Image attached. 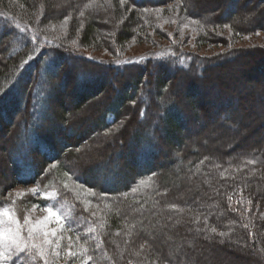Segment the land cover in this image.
<instances>
[{
  "label": "trees",
  "instance_id": "16d2710c",
  "mask_svg": "<svg viewBox=\"0 0 264 264\" xmlns=\"http://www.w3.org/2000/svg\"><path fill=\"white\" fill-rule=\"evenodd\" d=\"M97 1L100 0H72L65 8L56 10L53 6L54 0H42L41 3L37 0H0V28H3L0 32V115L6 117L7 124L12 126V130L11 127L6 129L12 133L9 145L14 144L15 132L17 136L23 129L24 135H30V140L22 144L23 150L26 151L24 157L17 164L10 160L14 172L13 179L22 185L48 182L46 188L41 191L42 195H38L37 199L34 197L30 202L38 206L55 204L56 209L61 213L65 212L72 225L74 224L71 231L77 233L76 236L72 232L68 233L72 236V243L71 248L66 250H71L76 255L68 256L58 263L48 264H194V261L186 256L183 248L172 247L170 252L163 250L156 241L149 240L142 232L146 227L153 232L162 217L182 218L180 221L178 218L176 224L187 226L190 231L196 233L200 243L207 247L216 246L221 250L227 244L240 246L242 251L253 256L254 259L251 261L264 264V141L261 144L259 143L261 141L257 140L249 145H234L228 150L219 147L208 152L202 149L189 151L183 155L186 143L185 139L180 137V132L190 120L189 113L184 111V107L187 104L188 109L191 108L193 117H199L200 110L198 114L194 111L197 110V106L192 95L187 96L185 103L174 94L172 80L160 68L169 65L174 76H180L185 80L190 78L196 82L204 79L208 64L219 66L227 64L228 61L238 58L242 50H230L225 54L206 58L190 53L182 55L183 53L175 49L164 48L159 52L141 53L134 57L122 56L118 63L108 66L96 59L88 57L84 59L86 57L71 53L61 44L62 41L57 39L54 43L48 35L44 37L42 32L39 33L35 26L31 25L38 22V26L47 24L57 27L70 15L69 32L80 33L77 35L78 44L82 47L95 46L99 42L100 34L98 24L100 15L93 13L95 8L99 7ZM106 1L111 6L104 8L100 5L102 10L104 9L103 12L110 13L118 22L121 21L119 26H116V35L111 41L114 45H119L135 37L137 32L144 34V30L149 28L147 23L151 18L144 17L141 11L167 8L170 6L166 5L174 0H123L122 3L119 0ZM202 1L206 0H177L172 8L174 14L172 12L169 14L171 19L193 23L198 34L195 37L196 45L214 44L215 38L212 33L214 29L227 26L231 31L229 42L237 36L258 32L262 27L255 20L242 14L243 8L238 5L239 0H207L206 2L213 1L218 5L213 9L205 8L201 11ZM121 4L134 6L138 12L130 11L125 16L120 10ZM12 34L21 38L22 42L18 44L12 41ZM45 40L48 47L39 48L38 44L45 43ZM65 55L86 65L90 64L96 68L106 69L109 73L118 74L117 84L112 89L119 91L115 94L113 102L109 101L108 96L102 98L108 107L101 108L98 123L92 130L87 129L76 138L68 137L65 139L66 142L58 146L56 138L64 135L54 130L48 131V127L45 128L48 119L41 118L34 121L35 123H32L31 119L33 110H36L39 118L40 114L45 113L53 118V123L56 121L62 125L67 123L70 111L62 104V92L55 87L54 81L50 82L51 78L64 80L63 77L67 75V66L61 62ZM44 58L52 64L53 69L48 74L40 75ZM125 68L137 70L130 76L131 74L123 73ZM148 69L155 71L153 97H156V101L153 105L149 104L150 102L145 104L136 97V93L141 91L143 86H149L152 82L150 78H146ZM104 85L102 82L85 84L83 91L77 94L75 112L87 106L93 97L105 93L107 88ZM38 88L42 90L39 96L36 95ZM109 92L111 94V91ZM216 92L219 97L214 100V104L219 106L217 113L220 114L225 110L220 106V102L230 106L233 98L224 95L222 91ZM15 93L18 94L16 102L11 101L10 108H2V103L14 98ZM49 93L55 98L60 96L61 103L57 105L53 103L52 98L48 97ZM144 96L145 100H152V97ZM156 102L160 106L156 105ZM234 105H237V102ZM129 110H133V114L138 113L136 124L146 125L148 128L152 126V122V130L158 126L156 130H159L162 138L168 142L170 152L173 151L175 154L181 152L180 164L170 165L169 162L168 166H159L153 163V154L149 155L143 158L149 160H146L142 170L134 171L127 168L129 176L114 188L100 186L97 180H87L84 176L86 169L78 171L76 168L72 169L68 162L70 159L76 164L83 163V159L87 162L92 161V156L86 153L79 155V152L74 151V148L88 140L90 134L95 132L99 135L118 125L116 136L110 138L120 140L126 130L124 129L126 125L121 124V120L126 121L123 113L128 115ZM13 115L17 116L14 120ZM154 115H158V124L154 123ZM225 119L224 117L220 125L226 126ZM52 128L56 129V126ZM137 133L135 138L140 135ZM56 134L58 137L55 138ZM203 140L206 138L203 137ZM10 157L8 155V159ZM171 168H175V171H171ZM207 169L211 171L209 175L211 173L213 175L211 180L204 179L207 192L198 194L197 199H194L196 192L182 193L186 180L203 178V175H208L204 173ZM72 183L92 188L93 192L99 195L97 198L102 200L99 214L91 216V205L86 209L84 202L76 199L68 186ZM45 193L55 194V199L44 198ZM4 203L0 200V207ZM222 220L226 221V224H220ZM82 227L84 229L80 230ZM142 242L147 246L146 249L138 247ZM128 245L132 247L127 248ZM45 259V255L42 258L35 250H24L11 264H44Z\"/></svg>",
  "mask_w": 264,
  "mask_h": 264
},
{
  "label": "rangeland",
  "instance_id": "374dc122",
  "mask_svg": "<svg viewBox=\"0 0 264 264\" xmlns=\"http://www.w3.org/2000/svg\"><path fill=\"white\" fill-rule=\"evenodd\" d=\"M37 1L38 3L42 2V0ZM71 1L72 0H54V9L59 10L60 8H65L69 2L72 3ZM109 1L113 2V0ZM176 1L177 0H174L167 4L166 6H170L167 8L163 7L156 10L148 9L141 11L144 17L151 18L150 22L147 23L149 28L144 30V34L137 32L135 37L131 38L126 43L119 45H114L111 41L114 39V35H116V26H119L121 21L118 22L110 13L103 12L104 9L102 10L101 7L106 8L110 5L106 0L97 1L99 2L97 3L99 7L98 9L95 8V12H93L94 14L100 15V19H98L100 29V34H98L99 42H97L95 46L82 47L78 44L77 35L80 33L78 31H76L75 34L69 32L70 27L68 21L71 18L70 15L57 27L48 26L47 24L38 26V22H33L34 24L32 23L31 25L35 26L39 33L42 32L44 37L48 35L54 43L57 39L62 41L61 44L66 46L71 53L73 52L80 57H86L84 59H87V57L88 59H96L108 64V66L118 63V61H120L119 58L122 56L134 57L141 53L148 54L159 52L164 48L175 49L176 51L183 53L182 55L190 53L206 58L217 54H225L230 50H242L238 58L233 61H228L227 64H220V66L206 64L207 71L205 72L204 79L196 82L191 81L190 78L185 80L180 76H174L171 67H168L169 65H163L160 68L165 72L167 77L172 80L171 83L174 94L179 96L184 102L189 94L192 95L197 106V110L194 111L198 114V110H200L199 117H193L191 108L189 110L186 106L187 104L184 107V111L189 113L188 119L190 120L189 124H186L184 130L180 132V137L184 138L186 143L185 147H183L186 152L184 151L183 155L189 151L195 152L198 150L201 151V149L206 152L210 150L213 151L214 148L216 149L219 147L222 150H228L234 145H249L257 140L261 141L259 142L260 144L263 143L264 52L262 51H264V0H239L238 2V5L243 8L242 14L249 19L255 20L262 26L258 32H254L250 35L237 36L228 42V39L231 37V31L225 26L224 28L214 29L212 31L215 42L214 44L209 45L195 44V37L198 34L193 23H182L179 19H171L169 17ZM206 1L201 2V5L203 6V8H199L201 11L205 8L213 9L218 5L213 1ZM119 2L122 3L124 1L119 0ZM126 5L127 4H121L120 8L125 16H127L130 11L133 13L138 12L134 6ZM172 14L174 13L172 12ZM2 30L3 28H0V32ZM7 31L9 33L11 32L9 29ZM12 41L18 44L22 42L21 38L14 35L12 36ZM45 41L46 44L40 42L38 47H48V42L47 40ZM61 60L63 65L65 64L67 66V75L63 77L65 81H58L55 80V78H51L50 82L54 81V84L56 85L55 87L58 88V91L62 92V104L70 111L67 123L64 125L57 121L53 123V118L45 113L40 114L41 117L39 118L36 110H33L31 119L32 123H35L36 120L38 121L41 118L42 120L48 119L45 128L48 127V131L50 130L53 132L54 130V132L62 133L64 135L63 137L57 133L59 139L56 138L57 134L55 135V138L58 141V146L66 142L67 140L65 139L68 137L76 138L85 130H92L95 124L98 123L99 114L102 111L101 108L108 107V104L103 102L104 100H102V98L108 96L109 101L113 102L115 100V94L119 91L112 89L117 84V78H119L118 74L115 75L109 73L106 69L96 68L90 64L86 65L85 63H81V61L79 62L78 59L73 60L66 55L64 59ZM123 61L121 62L123 63ZM42 63L40 75L48 74L49 71L51 72L53 67L47 58H44ZM136 70L137 69L125 68L123 73L126 75L131 74L130 76H133ZM146 71H148L146 78H150L152 82H150L149 86H143L142 90L136 93V97L137 100H140L145 104L150 102L149 104L153 105L156 101V97H153L155 95V71L150 69ZM43 78L42 81L44 82L45 78ZM66 80L68 83L65 84ZM187 81H190V83ZM95 82H102L105 84L104 86H106L107 91L98 94L100 95L99 97H93L92 101L87 106L83 107L80 111L75 112V106L78 100L77 94L83 91L82 89L85 84L91 85V83L93 84ZM42 88L45 89L44 86ZM215 90H218V93L219 91H222L224 95L226 94L233 98L230 106H226L224 102H220V106L225 108L220 114L217 113L219 106L214 104V100L219 97ZM109 91H111V94ZM40 92H42V90L38 88L36 95L39 96ZM51 93L48 95V97L52 98L51 101H54L53 103H56V105L59 102L61 103V97L59 96L58 98H55ZM144 95L152 97V100H145ZM143 97L144 99L142 100ZM17 98L18 94L15 93L14 98L10 100L8 99V101L2 103V108H10V102L13 100L16 102ZM236 102L237 105H234ZM156 105H158V103ZM158 106H160V104ZM129 111L128 115L127 113H123L126 121L122 122L123 120H121V124L126 125L124 127L126 130L124 134L121 135L120 140H117V138L111 140L112 138H110L111 136H116L115 133L118 129V125L107 130V132L100 133L99 135L95 134V132L90 134L91 136L88 137L86 142L84 141L83 144L74 148L75 150H72L79 152V155H84L86 153L90 155V157L92 156V161L87 162V160L83 159V163L76 164L73 159H70L68 162L72 165L71 168H76V171L86 169L84 176L87 180H97L100 186L114 188V186L121 183L124 178L129 176L127 168H132L134 171L142 170V167L145 166L147 160H144L143 158H146L149 155L153 154V163L159 166H168L169 162L170 165H179L181 152L176 154L173 151L172 153L170 152L168 142L162 138L161 132L156 130L158 129V126L156 125V129L152 130V122V126H148V128H146V125L136 124L138 113L133 114V110ZM204 111L206 112L204 113ZM18 112H20V108ZM16 117V115H13L12 120L16 119ZM224 117L226 118L224 121L226 126L220 125ZM153 119L155 121L154 123L158 124V115H154ZM153 119H150V121H153ZM182 119L184 121V117ZM8 124L6 117L0 115V200L5 202L0 209L7 208L9 211L14 212L12 219L13 221L19 222L21 229L18 237V243L20 246L25 250L37 251L32 245L41 243L43 235L29 237V228L39 227L51 231L52 229L59 230L60 225L57 222L48 223L43 221V218L48 215V213L44 211L46 205L38 206V204L30 202L34 197L37 199L38 195H42L41 191L46 188L48 182H45V184L37 182L30 185H22V183L20 184L13 179L14 172L10 166V160L17 164L19 163V160L24 157L26 151L23 150L24 148H22V144L30 140V135H24L23 129L20 130V134L17 136L15 135V132L13 136L14 144L13 146L9 145L8 142L12 140V133L10 131L7 132L6 129L11 127L12 130V126ZM52 125L56 126V129H53ZM50 126L52 127L49 128ZM199 129H202L203 132ZM137 132H139L140 135L135 138V135L138 134ZM203 137H205L206 140H203ZM136 140L137 143H135ZM106 145L107 147L105 148ZM8 155L11 156L10 159H8ZM171 171H175V168H171ZM210 172L211 171L208 169L205 170L204 173L208 175H203L204 177L200 179L190 178L186 181L184 179L185 184H183L182 188H184V191H182V193L187 194V192H196L194 199H197L198 194L205 193V191L207 192L204 179L207 178L211 180V178H213L212 173L209 175ZM58 185L59 183L57 182L56 186ZM68 186L76 199L84 202V207L86 209L91 205V216L99 214L102 200L97 198L99 195L95 194L92 188L82 187L77 183H72ZM174 187L177 188V186ZM32 189H37L35 194L32 193ZM209 202H211V200H209ZM90 209L88 211H90ZM59 212L66 219L63 231H58L57 236L53 239V243L46 246V260L51 263H58L68 257V251L66 250L72 243V236L68 233L72 232L75 234L74 236L77 235L76 231H71L74 224L72 225L66 213H61L60 210ZM25 217L28 218L27 224H25ZM178 218L167 219L162 217L161 221L155 225L153 232L149 231L147 227L146 229H142V232L149 240L156 241L159 247L163 250H168L170 252L172 251V247L183 248L186 256L190 258L192 262L194 261V264H256L254 261H251L253 256L244 250L242 251L240 246L234 247L233 244H227L225 248L221 249L223 251L218 250L219 248L216 246H205L200 243L197 235H195L196 233L194 234L193 231H190L187 226L176 224ZM3 219L7 221L8 218L3 217ZM180 220H182V218H179V221ZM37 222L42 223L38 224ZM220 224H226V221L224 222L222 220ZM11 227L13 231H15L17 224L14 222ZM3 228L7 229L8 224L5 223ZM82 229H84V227L80 230ZM57 241L59 242L58 249ZM128 247L132 246L128 245L127 248ZM138 247L140 249L143 247L146 249L145 247L147 246H144L142 242ZM0 251L5 252L3 264H11V262L14 261V258L22 252L13 248L11 258H8L6 238L4 241H0Z\"/></svg>",
  "mask_w": 264,
  "mask_h": 264
},
{
  "label": "snow or ice",
  "instance_id": "6c2138e0",
  "mask_svg": "<svg viewBox=\"0 0 264 264\" xmlns=\"http://www.w3.org/2000/svg\"><path fill=\"white\" fill-rule=\"evenodd\" d=\"M29 59H31V57H29ZM25 64L27 63V61L24 62ZM33 194L36 193L37 189H32L31 190ZM44 198L49 199V200H54L55 199V194L53 195H48V194H44ZM44 211H46L48 213L47 216H45L43 218V221H46L48 223H52V222H57L60 225L59 230L57 229H52L51 231H47L44 228H39V227H33V228H29V237L32 236H39V235H43V240L41 243L39 244H33L32 247H34L37 250L38 255H40L42 258L45 255V250H46V246H49L53 243V239L57 236L58 231H63L64 229V225H65V217H63L59 210L56 209L55 204H49L48 206H46L44 208ZM14 216V212L9 211L7 208L4 209H0V241H4L5 238L7 239V256L8 258H11L12 255V249L16 248L19 251H24L25 249L23 247L20 246V244L18 243V237H19V232L21 231L20 226H19V222L18 221H13L12 217ZM3 217H7V221H5L3 219ZM17 224V227L15 229V231H13L12 229V224L13 223ZM7 223L8 224V228L4 229L3 225ZM28 223V218L25 217V224ZM42 223V222H37ZM213 231H215V229H213ZM59 247V242L57 241V249ZM69 248H71V245L69 246ZM57 255H58V251H57ZM76 253L72 252L71 250L68 251V256L69 257H73L75 256ZM5 258V252L4 251H0V264H3ZM44 264H48V261L45 259Z\"/></svg>",
  "mask_w": 264,
  "mask_h": 264
}]
</instances>
